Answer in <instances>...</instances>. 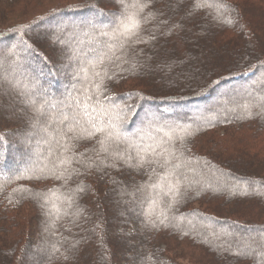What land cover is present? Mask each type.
<instances>
[{"label":"trees","instance_id":"16d2710c","mask_svg":"<svg viewBox=\"0 0 264 264\" xmlns=\"http://www.w3.org/2000/svg\"><path fill=\"white\" fill-rule=\"evenodd\" d=\"M0 43V264H264V0H0Z\"/></svg>","mask_w":264,"mask_h":264},{"label":"rangeland","instance_id":"374dc122","mask_svg":"<svg viewBox=\"0 0 264 264\" xmlns=\"http://www.w3.org/2000/svg\"><path fill=\"white\" fill-rule=\"evenodd\" d=\"M102 5V8H103V11H106V15H107V17L109 18V20H112V19H114L115 20V16H111V15H114V12L113 11H111L110 13H109V8L108 7H106L105 5H103V4H101ZM105 9H107V10H109V11H107V10H105ZM97 15V14H96ZM95 18H97V20H96V22H100V19L102 18H100L99 17V15H97ZM106 23V22H105ZM108 23V22H107ZM106 23V24H107ZM108 26V28H109V25H106V27ZM91 27V26H90ZM105 27V28H106ZM51 28H53V27H51ZM52 30V29H51ZM61 30H63V31H68L69 30V28H68V26L67 27H64V28H59V29H53V31H55L56 33H58V31H61ZM81 33V32H80ZM16 45H17V43H15ZM15 45V46H16ZM8 48V47H7ZM6 48V46H4V45H2V43H0V51H1V53L3 54V52H6V50H8ZM45 50V49H44ZM7 53V52H6ZM21 55H24V52L23 51H21V53H20ZM25 58V57H24ZM24 58L22 57V59L24 60ZM70 63V65H67V66H59L58 67V71L60 72V71H64V75H63V73H62V75L63 76H67V75H73V73L75 72V70L77 71V67H79V62H76V63H74V62H69ZM68 63V64H69ZM77 66V67H76ZM61 73V72H60ZM25 76H26V74H24ZM259 77L261 78V79H263L264 80V74H260L259 75ZM18 78V77H17ZM72 78V77H71ZM261 79L259 80V78H258V80H257V82H256V84H253V86L256 88L257 87V85L259 84V83H261ZM4 85H6V84H4ZM129 85H132V86H135V84H133V83H128L127 85H125V87H129ZM8 86L6 85L5 86V88H7ZM246 87L247 86H241V87H237V88H235L233 91L234 92H236V93H238V95L239 96H242V97H245V96H247V97H255L256 99H257V101H259V102H261L262 104H264V97H261V95L260 96H258L257 94H254L253 92H247L246 91ZM140 89H145V88H142V87H140ZM244 89V90H243ZM229 93L231 94V93H233V92H229L228 90L226 91V93H224V94H222V95H229ZM260 94H262V93H264V92H262V90L259 92ZM40 96H41V98L42 99H49V100H51V98L50 97H47L45 94H40ZM221 97V96H220ZM226 98H228V97H226ZM225 98V99H226ZM7 99V98H6ZM234 98H232L231 100H233ZM217 100V99H216ZM215 100V101H216ZM224 100V99H223ZM223 100L220 102V103H223ZM197 102H195V104H196ZM199 103V102H198ZM197 103V104H198ZM200 103H203V101L201 102L200 101ZM229 101H224V107L222 108V109H226V107L227 106H229ZM3 103H2V100L0 101V105H2ZM126 104V103H125ZM213 104V103H212ZM212 104H209L208 106H206V107H212L211 105ZM185 106H178V107H175V106H172V107H167L166 108V111H175L177 114V117H179L180 119H182V118H184V119H187L189 122L191 121V122H193V121H197V120H199L197 117H196V115L195 116H193V115H189V113L188 114H182L183 112H185V113H187L186 112V110H187V108H191V107H193V104H189V105H187V104H184ZM199 105V104H198ZM175 107V108H174ZM182 107V108H181ZM153 108H152V106L151 105H145L144 107H140V109L138 110V112H137V118L139 117V118H141L142 117V120H141V123H142V126L141 127H138V128H134L131 132H129L128 133V136L126 135V138H128V140L129 141H136V140H143V139H145V138H147V139H149L150 141H157V139L159 138V135H160V129H159V127L162 125V124H172V125H175V126H177V124H175L174 123V120H175V118H170V119H164V118H162L161 119V117H159V115L157 114V115H153V113H151V112H154V109L152 110ZM213 109H216V112H220L221 110H219V107L217 108V107H213ZM123 110V112L124 111H126L127 110V107H126V105H124L123 107H121L120 106V111H122ZM205 112V109H204V111H201L200 112V114L199 113H197L198 114V116H201L202 118H203V116H205L204 113ZM147 114H152L151 116L153 117L152 119H154V120H152L151 119V116H149V117H147V119L145 118L144 119V116L145 115H147ZM183 120V119H182ZM144 122V123H143ZM160 122V123H159ZM117 123V122H116ZM124 123L125 122H123L122 123V125H124ZM154 125H156V126H154ZM171 125V126H172ZM5 126V125H4ZM118 126V125H117ZM158 126V127H157ZM6 127V126H5ZM124 126L122 127V126H120V128L118 129V132H124ZM147 131H149L150 132V134H148L147 133ZM126 133V132H125ZM37 134V133H36ZM31 134V136H32V138L30 139V141H27V142H25V140H24V138L23 137H21V140H23L22 142H23V147H24V150L22 151V154H21V156L18 158V160H19V162H17L16 164H14V166L12 165V167L11 168H9V170H7V171H4L3 172V174H11V173H13V172H19V171H22L23 169H26L27 168V166H30L31 164H33L35 161H37V160H39L40 159V156H41V153H42V150H40V151H38V150H35L36 152H35V154H33L32 153V155H31V152H29L27 149H33V147L35 146L34 144H32V143H35V137L37 138V135H38V137H41V135H39V134ZM36 135V136H35ZM35 136V137H34ZM154 139V140H153ZM36 147V146H35ZM34 147V149H36ZM186 171H187V174L188 175H190V173L192 172V171H190V170H187L186 169ZM0 172L2 173V171L0 170ZM200 174V173H199ZM201 174H203V173H201ZM196 176H197V174H195ZM199 176H201V175H199ZM250 235V239H251V237H253V234H249ZM252 242H255L256 243V240L255 241H252ZM255 243H253V244H255ZM35 248H34V250H33V252H35ZM24 264H33V259H25V261H24Z\"/></svg>","mask_w":264,"mask_h":264}]
</instances>
